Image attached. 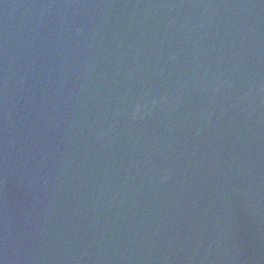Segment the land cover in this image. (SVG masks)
Listing matches in <instances>:
<instances>
[{
  "label": "water",
  "instance_id": "obj_1",
  "mask_svg": "<svg viewBox=\"0 0 264 264\" xmlns=\"http://www.w3.org/2000/svg\"><path fill=\"white\" fill-rule=\"evenodd\" d=\"M0 264H264V0H0Z\"/></svg>",
  "mask_w": 264,
  "mask_h": 264
}]
</instances>
